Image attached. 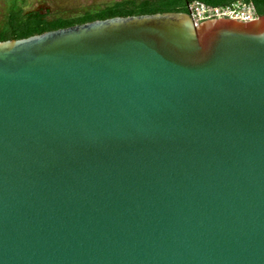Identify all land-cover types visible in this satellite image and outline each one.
<instances>
[{"label": "water", "instance_id": "water-1", "mask_svg": "<svg viewBox=\"0 0 264 264\" xmlns=\"http://www.w3.org/2000/svg\"><path fill=\"white\" fill-rule=\"evenodd\" d=\"M0 264H264V16L0 42Z\"/></svg>", "mask_w": 264, "mask_h": 264}, {"label": "trees", "instance_id": "trees-1", "mask_svg": "<svg viewBox=\"0 0 264 264\" xmlns=\"http://www.w3.org/2000/svg\"><path fill=\"white\" fill-rule=\"evenodd\" d=\"M237 1L252 3L257 16H264V0H122L98 10L66 18H49L48 13H25V0H8L6 16L0 27V42L26 39L46 32L117 17L186 13V6L191 2L223 7Z\"/></svg>", "mask_w": 264, "mask_h": 264}, {"label": "rangeland", "instance_id": "rangeland-1", "mask_svg": "<svg viewBox=\"0 0 264 264\" xmlns=\"http://www.w3.org/2000/svg\"><path fill=\"white\" fill-rule=\"evenodd\" d=\"M7 1L0 0V27L6 16ZM119 1L122 0H25L24 12L48 13L49 18H66L98 10Z\"/></svg>", "mask_w": 264, "mask_h": 264}, {"label": "built area", "instance_id": "built-area-1", "mask_svg": "<svg viewBox=\"0 0 264 264\" xmlns=\"http://www.w3.org/2000/svg\"><path fill=\"white\" fill-rule=\"evenodd\" d=\"M186 14L196 26L202 22L215 19L248 23L258 18L253 4L244 1H237L223 7H212L200 2H191L186 6Z\"/></svg>", "mask_w": 264, "mask_h": 264}]
</instances>
